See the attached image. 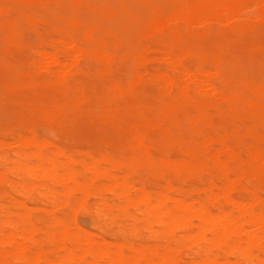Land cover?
Segmentation results:
<instances>
[{"label":"bare ground","instance_id":"1","mask_svg":"<svg viewBox=\"0 0 264 264\" xmlns=\"http://www.w3.org/2000/svg\"><path fill=\"white\" fill-rule=\"evenodd\" d=\"M0 109V264H264V0H0Z\"/></svg>","mask_w":264,"mask_h":264},{"label":"rangeland","instance_id":"2","mask_svg":"<svg viewBox=\"0 0 264 264\" xmlns=\"http://www.w3.org/2000/svg\"><path fill=\"white\" fill-rule=\"evenodd\" d=\"M246 10H244V15L245 17L246 16H249L250 14L251 15H254L255 13V10H254V7L252 6H249V7H246L245 8ZM226 29V30H225ZM219 30V32H218ZM221 30V31H220ZM224 30V31H223ZM227 31H228V28H225L224 26H221V25H213V27H211V31L209 32V35L207 36V39L204 41L205 44L209 43L212 39L214 38H224L227 36ZM33 37V38H32ZM27 40L29 43H32V44H35L37 42V39L35 37V35H33L32 33H28L27 34ZM157 47V46H155ZM155 49L152 48L151 51H154ZM157 53L153 52L151 54V56H154L156 55ZM157 56V55H156ZM78 69H80L78 72V75H74V76H71L70 77V81L74 82V81H84L87 77H91L92 78V74L95 72V67L87 64L86 62H79L78 64ZM168 65H166L165 63L163 62H160L159 64L156 62L154 63H151L149 66H147V68H160V69H169L167 68ZM167 68V69H166ZM66 71H68V73H71L69 71V69H66ZM82 72V73H81ZM80 74V75H79ZM83 74V75H82ZM96 80V79H95ZM91 81V82H90ZM89 83H96L98 84V82L94 81V79H90L88 80ZM148 89L150 91H154L155 89L151 86H148ZM17 95L18 96H23V95H26L28 97H34L35 99H38V94H33L30 90H19L17 92ZM17 112H21V113H25L26 111L25 110H18V108H14ZM8 120V117L7 115L5 114V112L0 109V126L5 123L6 121ZM13 118L10 119V121H12ZM35 130L36 132L38 133V135L40 136H45V137H50V138H53L54 137V132L46 125L44 124H37L36 127H35ZM145 133L147 134L148 138L149 139H154L157 137V131L155 129H153L152 127H148L145 131ZM7 178L9 179H14L13 176H11L10 174H7ZM15 180V179H14ZM2 191L5 193V194H8L10 196H13V197H16V194L14 192V189L7 185L6 183H3V184H0V193H2ZM7 192V193H6ZM10 193V194H9ZM261 193H264V188L262 189ZM78 223L84 227V228H88V222L87 220L84 218V216H79L78 217Z\"/></svg>","mask_w":264,"mask_h":264}]
</instances>
